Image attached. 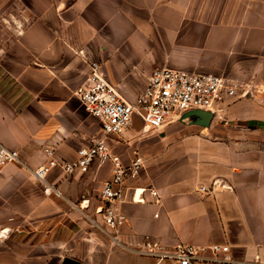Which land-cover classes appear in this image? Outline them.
Listing matches in <instances>:
<instances>
[{
    "label": "crops",
    "instance_id": "1",
    "mask_svg": "<svg viewBox=\"0 0 264 264\" xmlns=\"http://www.w3.org/2000/svg\"><path fill=\"white\" fill-rule=\"evenodd\" d=\"M30 4L23 11L32 20L13 38L7 27L0 39V142L21 155L20 163L0 172V264H62L65 257L87 264H173L140 252L154 242L171 252L195 247L197 264H213L214 245L230 246L237 260L264 264V118L253 117L248 103L227 111L244 127L220 123L218 112L209 126L187 120L145 132L136 117L126 132L110 137L125 165L137 155L145 160L125 180L116 208L126 222L118 231L97 213L112 162L86 173L53 170L47 180L60 196L47 195L33 174L48 162V148L75 160L100 132V120L76 95L92 61L128 101L162 67L258 79L264 0ZM217 180L226 187H215Z\"/></svg>",
    "mask_w": 264,
    "mask_h": 264
},
{
    "label": "built area",
    "instance_id": "2",
    "mask_svg": "<svg viewBox=\"0 0 264 264\" xmlns=\"http://www.w3.org/2000/svg\"><path fill=\"white\" fill-rule=\"evenodd\" d=\"M90 67L88 79L77 89L76 95L87 112L100 120V132L78 150L75 160L61 159L54 149L48 148V162L33 170V174L45 184L47 195L60 196V188L47 180L53 170L60 168L67 175L86 173L94 164L112 162L113 176L102 186L103 204L97 208V213L109 228L118 231L126 222V217L116 208V204L125 198V180L129 175L137 174L145 160L137 155L130 166L125 165L120 156L113 153L109 138L126 132L136 117L142 121L145 132H152L192 110L204 109L217 115L224 107L245 97L248 91L242 82L223 74L162 67L152 73L136 99L128 101L103 76L101 64L92 61ZM20 162L19 151L0 142V172L7 165ZM152 193L159 194L156 190ZM114 239L118 241L116 237ZM140 252L161 260L171 259L173 264H197V250L189 245H178L171 252L154 242ZM212 252L213 257L209 260L213 264H257L237 260L230 246L214 245Z\"/></svg>",
    "mask_w": 264,
    "mask_h": 264
},
{
    "label": "rangeland",
    "instance_id": "3",
    "mask_svg": "<svg viewBox=\"0 0 264 264\" xmlns=\"http://www.w3.org/2000/svg\"><path fill=\"white\" fill-rule=\"evenodd\" d=\"M30 3L31 0H0V39L7 37L4 33L7 27L8 32L11 33V37H9L13 38L12 34L16 35V33L21 30L23 25L32 20V17L23 11L31 7ZM251 68H253V65L252 63H249L248 69L251 70ZM239 81L244 84L248 94L245 97L238 99L236 103L224 107L221 111L222 115L219 116V121L220 123H227L230 121V123L235 124L238 127H244L243 119H240L238 115L229 116L227 111L229 108H234L237 105L248 103L247 110L252 114L253 117L261 116L264 118V66L261 73L259 74L258 79ZM250 131L251 130L249 129L248 132ZM248 135L251 134L248 133Z\"/></svg>",
    "mask_w": 264,
    "mask_h": 264
},
{
    "label": "water",
    "instance_id": "4",
    "mask_svg": "<svg viewBox=\"0 0 264 264\" xmlns=\"http://www.w3.org/2000/svg\"><path fill=\"white\" fill-rule=\"evenodd\" d=\"M214 117H215V112H213V111L204 110V109H196V110H192V111H189V112L183 114L178 120L172 121L170 123L184 122L187 120H194L198 124H201L204 126H209ZM170 123H168V124H170ZM168 124H166V125H168ZM165 126L158 129L157 131L162 130ZM214 186L215 187L216 186L226 187V184L224 183L223 180H217V181H215ZM62 264H87V263L78 261V260L70 258V257H65L62 261Z\"/></svg>",
    "mask_w": 264,
    "mask_h": 264
}]
</instances>
